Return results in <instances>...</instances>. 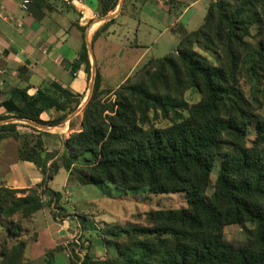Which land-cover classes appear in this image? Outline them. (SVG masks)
<instances>
[{"label": "trees", "instance_id": "16d2710c", "mask_svg": "<svg viewBox=\"0 0 264 264\" xmlns=\"http://www.w3.org/2000/svg\"><path fill=\"white\" fill-rule=\"evenodd\" d=\"M101 1L102 16L114 11L115 0ZM32 4L50 9L44 0ZM79 30L82 46L74 66L83 64L89 78L84 28ZM170 32L178 39L177 50L148 60L115 90L101 89L97 70L81 129L64 141L62 153H47L44 133L30 126H0V143L17 141L16 159L33 163L43 176L26 190L0 186V229L14 239L10 247L6 239L0 242V264H32L24 259L28 242L18 238L21 220L44 208H51L54 218L67 217L61 194L48 187L60 169L79 186L182 193L187 203L147 212L144 226L106 225L96 232L107 250L104 260L89 254V241L71 243L69 264H264V117L258 113L264 104V0H214L196 30L187 32L178 24ZM187 91L198 94L199 101L188 104ZM80 103L81 96L58 85L33 96L14 89L0 101L8 115L0 121L55 126ZM49 110L62 116L40 120ZM159 116L170 124L151 125ZM19 126L30 132H19ZM82 220L84 229L89 220ZM245 223L252 225L247 243L224 241L226 226ZM64 250L47 251L45 264H54Z\"/></svg>", "mask_w": 264, "mask_h": 264}, {"label": "crops", "instance_id": "0c3cea01", "mask_svg": "<svg viewBox=\"0 0 264 264\" xmlns=\"http://www.w3.org/2000/svg\"><path fill=\"white\" fill-rule=\"evenodd\" d=\"M23 1L0 0V101L7 99L14 89H26L27 95L33 96L38 90L58 85L81 96L79 107H83L88 93V78L83 64L74 66L82 46L79 28H84V42L86 36L91 38L99 71L97 53L100 58H105L114 43L113 40L118 36L117 32L128 27L129 22L136 39L134 45L125 47L143 50L145 46L140 41L146 37L152 38L150 29L154 28L155 23L162 25L159 35L169 32L178 24L187 32L194 31L202 24L208 5L214 0H115L117 4L114 11L107 15H112L120 2L121 9L105 30H101V27L107 22H101L100 19L104 16L100 14V10L97 12V5L99 2L102 4L101 0H79V4H74L72 0H44L50 5V9L36 8L32 0H27L26 9H23ZM202 4L205 5L201 6ZM197 6H201V9H196ZM79 9L84 10V15ZM133 17H138V21ZM192 26L195 28H191ZM121 47L124 46L120 45L118 50ZM140 61L143 62V59ZM100 77L101 89H106L103 86V77ZM77 109L57 125L51 126L50 130L41 131L44 133L41 140L47 153H62L66 149L64 141L72 133L80 131L84 107L80 112ZM71 115L73 117L70 119ZM6 116L7 113L0 107V117ZM60 116L62 113L49 110L40 115V120L47 122ZM10 119L12 118L7 120ZM25 132L30 131L25 129ZM18 145L12 138L0 143V186L12 190H26L39 184L43 176L33 163L16 159ZM60 175L63 178L64 193L53 189ZM73 184L76 183L69 180V174L63 169L48 184L52 191L61 194L59 204L65 209L66 218H54L51 208H44L25 221L23 238L31 235L35 238L28 243L25 253V259L31 263L35 264L44 259L45 253L57 246L66 249L68 242H77L80 236L91 233V229L97 227L96 224H107L103 220H95L92 214L80 212L75 204L69 203L70 194L67 189ZM66 203L70 204L71 211H67ZM83 217L90 219L89 223L85 222L84 229L81 220ZM90 223L92 227L89 226ZM92 245L89 254L95 259L104 260L105 248L101 240L97 237ZM85 253L86 250L80 255ZM67 254L68 250L57 253L54 264H69Z\"/></svg>", "mask_w": 264, "mask_h": 264}, {"label": "rangeland", "instance_id": "374dc122", "mask_svg": "<svg viewBox=\"0 0 264 264\" xmlns=\"http://www.w3.org/2000/svg\"><path fill=\"white\" fill-rule=\"evenodd\" d=\"M203 5L205 4H202L201 6ZM201 6H197L196 9H201ZM203 12L204 11L202 9V13ZM133 18L136 19L135 17ZM130 24L131 23L129 22V25H127L128 27L123 28L120 32H117L118 36L115 40H113L114 43L105 58H100L99 53H97V60L99 61L98 73L103 77V86L108 90H115L125 81V79L137 74L148 62V60L163 58L167 54L173 53L177 50V37L170 31L159 35V29H161L162 27V25H160L159 23H155L153 25L154 28L150 29L152 38L146 37L142 41H140L138 38V41L144 44V49L146 50L148 48L147 51H145L144 49L135 50L125 47L126 45L128 46L135 44V32L134 29H132V25ZM141 28L142 27H140L139 29L141 30ZM191 28L195 27L192 26ZM120 45H123L124 47H121V49L118 50V47ZM122 49H124V52H122ZM142 54H144L142 58L143 62L140 61L142 59L139 60ZM89 80L90 76L88 78V83ZM184 99L188 104H194L199 101L200 97L198 94L192 91H187L184 94ZM258 113L264 117V104L260 106ZM16 124L24 125L20 123ZM169 124L170 120L159 116L158 119L152 121L151 125H153L154 127L163 128L168 126ZM19 128V132L21 131L24 133H28L25 132V129L27 128L23 126H19ZM251 139L252 137H250V140ZM214 173L211 176L212 184L216 177V174ZM61 175L57 178L53 189L58 190L60 193H64V183ZM67 190L70 194L68 198L69 203L75 204L76 208L80 212H83L84 214H92L94 216L93 218L97 221L103 220L104 222H107V224H96L97 227H93V229H91V233L80 236L79 238H77V242H68L66 245L67 250V247H69L71 243L79 246L84 245L88 241L89 247L90 249H92V244L95 243V239L98 237L96 232L104 229L106 225H118L124 228L130 225L144 226L145 215L151 210H172L185 208L187 206L185 196L182 193L150 195L142 189L123 192L113 186H109L108 189H100L95 186H79L76 184H73L71 186L69 185V188ZM208 193H211V188L209 189ZM65 206L67 211H71L70 204L66 203ZM87 219L90 220L88 217ZM14 220L17 221L18 219L14 218ZM20 222L23 227L25 220H21ZM89 226L92 227V223H90ZM24 231L25 230L23 228V231L18 236V238L19 240H25L29 243L31 240H33V235L24 239ZM251 231L252 225L249 223H245L243 225L226 226L223 230V239L229 244L242 246L251 239ZM5 239L7 240L8 247H10L14 243V239L6 235L5 228H1L0 242ZM82 252H84V250L80 251V254H82ZM105 256L107 257V250H105ZM35 264H45L44 259L37 261V263Z\"/></svg>", "mask_w": 264, "mask_h": 264}, {"label": "water", "instance_id": "95a60500", "mask_svg": "<svg viewBox=\"0 0 264 264\" xmlns=\"http://www.w3.org/2000/svg\"><path fill=\"white\" fill-rule=\"evenodd\" d=\"M100 5H101V3L99 2L97 5V12H99V10H100ZM120 9H121V2L119 3L117 10L112 15H106V16L102 17L100 19V21L105 23V22L112 20L116 15L119 14ZM85 45H86L88 57L90 60V80L88 83V93H87L86 101L82 105L83 107H85V105L87 104V102L89 101V99L91 97L93 87L95 84V80H96V75H97V67H96V61H95V57H94V53H93V46H92L91 38H89L88 36H86V38H85ZM83 107H79L77 109V112L82 111ZM72 117H73V115L70 116V119ZM13 123L24 124V125H27V126L34 128L38 131H48L52 128L51 126L35 123V122L29 121V120L17 119V118H12L10 120L0 121V126L6 125V124H13ZM41 155L43 157L45 155V152H43Z\"/></svg>", "mask_w": 264, "mask_h": 264}, {"label": "built area", "instance_id": "2783aa9c", "mask_svg": "<svg viewBox=\"0 0 264 264\" xmlns=\"http://www.w3.org/2000/svg\"><path fill=\"white\" fill-rule=\"evenodd\" d=\"M72 2H73L74 4H79V3H80L79 0H72ZM27 4H28V1H27V0H24V1L22 2V4H21V7H22L23 9H26ZM79 12H80L82 15H84V10H83V9H79ZM1 85H2V82H1V80H0V87H1Z\"/></svg>", "mask_w": 264, "mask_h": 264}]
</instances>
